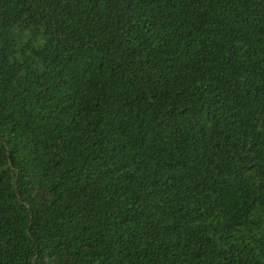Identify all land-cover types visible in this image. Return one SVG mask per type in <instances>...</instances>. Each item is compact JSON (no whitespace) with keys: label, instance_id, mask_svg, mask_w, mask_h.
I'll use <instances>...</instances> for the list:
<instances>
[{"label":"trees","instance_id":"1","mask_svg":"<svg viewBox=\"0 0 264 264\" xmlns=\"http://www.w3.org/2000/svg\"><path fill=\"white\" fill-rule=\"evenodd\" d=\"M0 264H264V0H0Z\"/></svg>","mask_w":264,"mask_h":264}]
</instances>
